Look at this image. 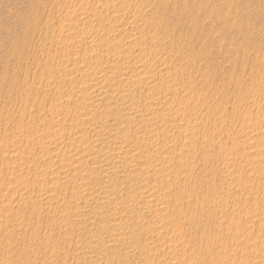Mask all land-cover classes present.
Returning <instances> with one entry per match:
<instances>
[{"label":"bare ground","instance_id":"6f19581e","mask_svg":"<svg viewBox=\"0 0 264 264\" xmlns=\"http://www.w3.org/2000/svg\"><path fill=\"white\" fill-rule=\"evenodd\" d=\"M141 2L83 0L74 10L83 22L67 25L65 34L73 33L64 44L82 51L61 59L67 63L64 74L80 72L83 80L74 83L70 78L63 90L71 98L53 99L59 113L48 119L41 134L24 137L39 144L37 152L32 148L37 158L24 165L19 159L33 156V150L18 152L13 173L22 180L23 172L29 171L35 180L26 183L24 177L22 183L9 185L24 189L23 199L25 204L31 199L26 207L32 211H42L43 204L50 207L48 237L29 227L20 231L19 246L0 252V264H181L178 254L187 244L179 237L187 227L202 222L209 228L210 222L204 220L225 211L216 181L204 189L194 184L195 170L202 176L208 172L202 164L197 169L196 151L212 163V154L225 148L227 141L213 140L210 130L197 128L207 126L210 118L194 111L193 91L187 84L192 85L193 74L176 61L182 48L173 22L185 13L175 0L146 6ZM169 12L175 17L168 14L169 19ZM91 14L95 21L89 19ZM254 117L264 121V114L256 112ZM259 134V128L248 133L251 139ZM21 142L17 139L11 145ZM256 144V153L263 155L264 140ZM234 152L219 153L227 167L235 163ZM257 159L256 165L264 168L263 158ZM252 171L259 173L257 167ZM211 174L214 179L229 176L215 169ZM1 199V208L12 212L13 206H5ZM187 215L189 226L183 220ZM261 215L264 224V211ZM25 220L24 213L17 222L11 224L6 216L0 223L7 230L6 224L15 229L26 225ZM226 227L228 234L232 226ZM214 233L203 235L211 240L217 237ZM224 233L220 231V237ZM245 233L237 229L235 235L241 238ZM15 235H8L9 241ZM262 239L255 243L263 250ZM59 246V252L47 255ZM210 248L203 247L204 254Z\"/></svg>","mask_w":264,"mask_h":264},{"label":"rangeland","instance_id":"374dc122","mask_svg":"<svg viewBox=\"0 0 264 264\" xmlns=\"http://www.w3.org/2000/svg\"><path fill=\"white\" fill-rule=\"evenodd\" d=\"M70 1L0 0V199H5L4 205L13 206L14 209L8 212L9 210L0 206V219L8 216L12 224L22 219L24 213L26 219V225L15 229H11V224H6V230L4 222L0 223V252L16 250L20 231L29 227V230L34 229L38 235H45L50 224V207L43 204L42 211H32L26 207L31 205V199L28 198V204L23 199L26 196H22L24 189H11L9 185L17 180L12 164L17 160L18 152L33 150V156L27 157L24 154L25 158L19 159L24 165L37 158L35 150L37 152L39 144L36 141L28 142L24 137L41 134L49 125L48 119L59 113L51 103L53 99L61 101L71 98L63 90L70 78H73L74 83L83 80L80 72H74L70 76L64 74L67 63L61 59L63 55L82 51L64 44V40L71 39L73 33L65 34L64 30L69 28L67 25L70 22H83L74 11L83 0H73L71 6L68 4ZM160 1L144 0L141 3L144 6L147 2L149 5L159 4ZM170 1L173 3L174 0ZM175 1L176 5L180 4L178 10L185 13L172 21L177 26L176 38L180 39L177 41L182 48V56L177 57L176 61L179 68L184 65L188 68L186 72L193 74L192 85L187 84L193 91L194 111L210 118L207 126L197 124V128L201 132L210 130L213 140L227 141L225 148L212 154V163L207 162L203 152L196 151L199 160L197 169L202 164L207 167L208 172H204L206 176H202L199 170H195L197 180L194 184L204 189L210 181H216L218 192H223L224 195L223 199L218 200L225 203V211L217 212L209 220H204V223L210 222L209 228L202 222L201 225L197 223L196 226H189L187 222L191 217L187 215L183 218L189 229L179 237L187 244V248L178 254L179 262L264 264V249L255 243L257 239L264 238L261 215L264 211V168L256 165L258 157L264 160V153L257 154L255 149L258 140H264V121H256L254 117L256 112L264 114V0ZM172 13L169 12L166 16L170 19L174 15ZM94 16L91 14L89 19L93 18L95 21ZM170 26L172 24L168 27ZM90 63L87 62L88 65ZM255 128H259L260 136L251 139L248 133ZM17 139L22 142L12 146V142ZM231 148L236 151V155L232 156L236 160L232 166L227 167L220 160L219 153L229 152ZM254 167L259 170V173L255 172L256 175L252 171ZM212 169L229 176L214 179ZM28 172H23L26 183L35 180L32 172L29 175ZM24 177L16 182L22 183ZM195 201H192L194 205H198ZM246 219L248 222L245 224ZM219 223L232 226L233 230H228L233 232L224 233L227 227H222H226L223 231ZM205 229L207 232H216L214 234L217 237L209 240L206 234L203 235L207 233ZM237 229L245 230L246 235L241 238L236 236ZM220 231L226 236L220 237ZM8 235L16 236L10 239L13 245ZM222 245L228 248L225 249ZM206 246L213 249L210 248L212 251L205 253L207 256L202 249ZM60 250L61 246L55 251L49 249L46 253L51 255ZM244 253L246 256L242 255Z\"/></svg>","mask_w":264,"mask_h":264}]
</instances>
